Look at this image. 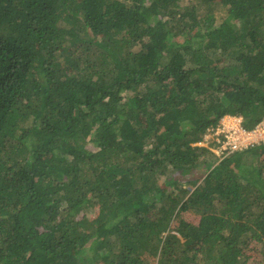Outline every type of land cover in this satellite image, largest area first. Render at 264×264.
<instances>
[{"label": "trees", "instance_id": "1", "mask_svg": "<svg viewBox=\"0 0 264 264\" xmlns=\"http://www.w3.org/2000/svg\"><path fill=\"white\" fill-rule=\"evenodd\" d=\"M225 115L264 117V0H0V264L264 255V142L195 145Z\"/></svg>", "mask_w": 264, "mask_h": 264}, {"label": "built area", "instance_id": "2", "mask_svg": "<svg viewBox=\"0 0 264 264\" xmlns=\"http://www.w3.org/2000/svg\"><path fill=\"white\" fill-rule=\"evenodd\" d=\"M239 116L225 115L216 127L208 129L200 146L209 148L219 159L264 142V117L248 130Z\"/></svg>", "mask_w": 264, "mask_h": 264}, {"label": "rangeland", "instance_id": "3", "mask_svg": "<svg viewBox=\"0 0 264 264\" xmlns=\"http://www.w3.org/2000/svg\"><path fill=\"white\" fill-rule=\"evenodd\" d=\"M187 1H189L190 3L194 2V0H187ZM207 11H208V8L205 7V6H203V8L201 9V13H202V14H205ZM214 14H215L216 16H219V17L222 16V14H223V10H222V8H221L219 5H217V6L214 7ZM182 180H185V179H182ZM186 186L190 188L189 185H186ZM88 214H89V217H90V218H91V217H95L96 214H97V209H94L93 211L89 212ZM187 219H188L189 221L194 222V223L199 222V217H197V216H195V215H193V214L188 215V216H187ZM257 246H258L257 244H253V245H252V247H255V248H256ZM263 256H264V255H263V251H262V250L259 251V250L256 249V254H255V256H253V259H251V261H250L249 264H263V262H262V258H263Z\"/></svg>", "mask_w": 264, "mask_h": 264}, {"label": "clouds", "instance_id": "4", "mask_svg": "<svg viewBox=\"0 0 264 264\" xmlns=\"http://www.w3.org/2000/svg\"><path fill=\"white\" fill-rule=\"evenodd\" d=\"M195 145H198V146H200V145H199V143H197V144H195ZM202 147H204V146H202Z\"/></svg>", "mask_w": 264, "mask_h": 264}]
</instances>
